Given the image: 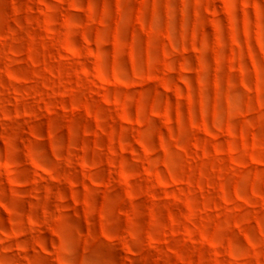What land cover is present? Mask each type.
Listing matches in <instances>:
<instances>
[{"label": "rangeland", "instance_id": "374dc122", "mask_svg": "<svg viewBox=\"0 0 264 264\" xmlns=\"http://www.w3.org/2000/svg\"><path fill=\"white\" fill-rule=\"evenodd\" d=\"M0 264H264V0H0Z\"/></svg>", "mask_w": 264, "mask_h": 264}]
</instances>
